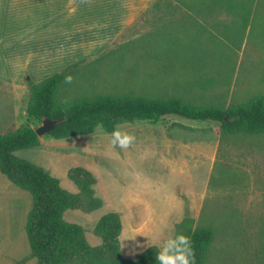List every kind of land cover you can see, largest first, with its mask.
<instances>
[{"label":"rangeland","instance_id":"rangeland-1","mask_svg":"<svg viewBox=\"0 0 264 264\" xmlns=\"http://www.w3.org/2000/svg\"><path fill=\"white\" fill-rule=\"evenodd\" d=\"M241 1L237 0L235 14L224 10L206 18L194 14L202 23L196 28L203 30L196 39L197 51L206 56L202 71L176 70L165 77L156 75L155 63L144 67L135 59L141 37L171 17L162 10L143 19L142 12L101 53L80 59L91 61L114 49L102 62L82 64L73 88L83 83L96 91L161 98L180 95L194 105L223 108L264 95V0H254L247 26L242 14L247 9L240 7ZM181 9L174 19L184 14ZM18 61L0 53V133L41 125L42 120L27 113L28 83L16 88L24 75ZM147 72L149 78L144 76ZM26 76L27 81L33 80ZM119 126L135 135L127 149L113 147L111 132L98 126L88 135L44 134L40 145L16 152L58 177L61 186L73 193L78 187L68 177L70 168L83 166L94 173L95 192L103 205L91 212L77 208L64 212L66 221L83 227L89 245L103 244L94 233L95 225L102 215L118 211L121 234L127 231L131 236L122 242L120 235L121 254L137 260L149 247L147 236L171 234L191 216L196 222L213 221L217 226L209 264H264V134L221 138L219 122L174 114ZM31 207V193L0 170V264H37L25 228Z\"/></svg>","mask_w":264,"mask_h":264},{"label":"trees","instance_id":"trees-1","mask_svg":"<svg viewBox=\"0 0 264 264\" xmlns=\"http://www.w3.org/2000/svg\"><path fill=\"white\" fill-rule=\"evenodd\" d=\"M237 3V0H155L140 18H146L149 12L158 14L162 10L171 17L141 37L139 50L133 53V57L144 67L155 63L156 75L160 76L169 77L176 70L202 71L206 66V56L197 51L196 39L203 30L196 28L202 23L194 14L201 13L204 18L222 10L235 14ZM241 3L240 7L247 9L242 11L247 26L255 2L242 0ZM178 9L184 14L174 19ZM130 50L134 52L132 48ZM109 53H114V49L91 61L83 59L71 63L39 82L29 78L28 115L40 121L44 116L66 117L63 123L48 133L54 138L88 135L98 126L111 132L115 125L136 120L158 121L167 114L219 122L221 138L237 133L264 134L263 94L248 103L223 108L220 105H194L180 95L161 98L129 91H96L89 88L91 84L83 83L73 88L74 76L82 64L102 62ZM68 75L73 78L71 83L65 81ZM144 76L150 77L148 72ZM225 116L235 120L226 122ZM40 143V136L30 126L0 133L1 172L32 196L25 228L31 256L36 258L37 264H156L151 247L146 248L137 260L122 256L120 235L123 224L118 211L102 215L96 223L94 233L103 240L100 246L89 245L83 227L64 219V212L69 208L91 212L103 205V199L95 192L97 177L88 168L72 167L68 177L77 185L78 192L67 191L58 177L16 154L18 150L33 148ZM176 231L191 237L195 264H209L218 231L216 224L213 221L196 222L193 217L187 216L176 225Z\"/></svg>","mask_w":264,"mask_h":264},{"label":"crops","instance_id":"crops-1","mask_svg":"<svg viewBox=\"0 0 264 264\" xmlns=\"http://www.w3.org/2000/svg\"><path fill=\"white\" fill-rule=\"evenodd\" d=\"M150 2L0 0V53L24 67L16 88L28 83L27 73L39 82L71 63L98 55Z\"/></svg>","mask_w":264,"mask_h":264},{"label":"clouds","instance_id":"clouds-1","mask_svg":"<svg viewBox=\"0 0 264 264\" xmlns=\"http://www.w3.org/2000/svg\"><path fill=\"white\" fill-rule=\"evenodd\" d=\"M72 76L65 77L66 83H71ZM135 140V135L115 125L110 133L109 142L113 147L120 149L129 148ZM148 246L154 249L156 264H195V252L191 237L181 231H175L166 236L156 234L147 236ZM122 242L131 238L129 233L121 234Z\"/></svg>","mask_w":264,"mask_h":264},{"label":"water","instance_id":"water-1","mask_svg":"<svg viewBox=\"0 0 264 264\" xmlns=\"http://www.w3.org/2000/svg\"><path fill=\"white\" fill-rule=\"evenodd\" d=\"M225 121L230 122L235 120V118H229L228 116H225ZM66 120V117L63 118H49L47 116H44L41 121V125H39L35 131L38 134V136H42L44 134H48L53 128H55L57 125L63 123Z\"/></svg>","mask_w":264,"mask_h":264}]
</instances>
